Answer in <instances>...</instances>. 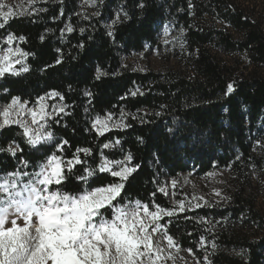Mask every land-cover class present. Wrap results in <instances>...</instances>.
Instances as JSON below:
<instances>
[{"label": "trees", "instance_id": "trees-1", "mask_svg": "<svg viewBox=\"0 0 264 264\" xmlns=\"http://www.w3.org/2000/svg\"><path fill=\"white\" fill-rule=\"evenodd\" d=\"M83 1L40 2L35 11L0 29V48L11 33L26 38L14 45L29 54L27 72L0 78V107L13 97L33 105L56 91L63 99L53 97L49 103L65 109L48 118L46 129L54 139L44 147L28 145L19 125L0 130V147L15 141L23 150L15 156L0 152V177L17 170L39 171L45 157L56 153L71 158L77 148L92 150L87 158L92 168L100 163L101 152L110 160L131 153L132 165L139 168L125 184L120 203L140 201L154 210V204L178 208L160 189L187 173L201 177L228 169L240 179L264 169V77L238 72L239 66L226 58L245 53L251 64L264 68V30L255 20L233 0H94L95 7L86 14ZM166 25L181 35L179 59L185 72L139 71L125 63V57L159 49ZM98 68L105 73L99 79ZM230 83L235 91L225 95ZM121 112L128 127L102 136L92 128L96 117L108 113L119 122ZM62 140L69 146L60 153L55 145ZM116 140L120 143L114 147H102ZM74 173L82 175L83 169ZM117 180L97 173L87 186ZM84 187L70 176L63 190L75 194ZM168 219L160 223L178 246L208 264H264V217L242 192L228 206L185 208L171 223ZM246 222L261 233L250 238L226 228Z\"/></svg>", "mask_w": 264, "mask_h": 264}, {"label": "snow or ice", "instance_id": "snow-or-ice-1", "mask_svg": "<svg viewBox=\"0 0 264 264\" xmlns=\"http://www.w3.org/2000/svg\"><path fill=\"white\" fill-rule=\"evenodd\" d=\"M28 3L34 4L35 0H28ZM17 8L21 6L0 0V29L5 28L10 20L26 14L27 9L17 11ZM124 15L127 17V13ZM66 31L70 33L73 28L68 26ZM25 39L11 33L7 35L9 47L0 50V78L29 70L26 65L16 68L29 54L19 47H11L14 41ZM57 63L60 61L57 60ZM102 75L105 73L98 68L96 78ZM234 91L235 87L230 83L225 95ZM138 92L139 89L131 95L135 96ZM53 97L63 99L59 92L47 93L38 99L37 108H28L26 101L13 97L9 104L0 108V130L19 125L28 145L44 147L54 139L53 133L46 130L48 117L53 113L47 111L48 105L44 103L46 98ZM52 107L56 114L65 110L64 106ZM24 115H31V124H39L40 131L22 119ZM120 115L122 119L119 122L113 121L112 113L98 116L92 128L102 136L112 128L128 127L123 123L125 114L121 112ZM119 143L116 140L102 147L108 149ZM66 146H69L67 140L55 145L60 153ZM22 151L15 141L7 148L0 147V152L12 156ZM91 155L90 148H77L71 158L52 153L38 166L39 171L17 170L0 177V264H165L172 257L171 249H178L179 246L168 233L166 224L160 221L168 217L167 223H171V217L185 211L184 202L180 201L178 208L169 209L154 204V210L140 201L129 200L121 204L125 184L139 165H132L131 153L122 160H110L101 152L100 163L92 168L87 164ZM21 163L25 168L29 166L28 161ZM80 169H83V174L76 175L74 170L78 172ZM97 173H107L118 180L99 187H88L89 179ZM70 176L86 187L75 194L64 191L63 186ZM160 191L165 190L161 188ZM195 207H200V204ZM201 241L203 247L204 237Z\"/></svg>", "mask_w": 264, "mask_h": 264}, {"label": "rangeland", "instance_id": "rangeland-1", "mask_svg": "<svg viewBox=\"0 0 264 264\" xmlns=\"http://www.w3.org/2000/svg\"><path fill=\"white\" fill-rule=\"evenodd\" d=\"M43 1L46 0H35L34 4H29L28 0H5L8 4L20 5L21 8L27 9L26 14L31 13L36 5ZM233 1L264 30V0ZM94 7V0H84L82 2L84 14L92 12ZM21 8H17L16 10L19 11ZM109 27H112V24H109ZM227 28L229 29V27ZM232 34L236 39L240 38L241 35L239 32L233 30ZM180 46V33L172 31L170 27L166 25L163 29L161 47L159 49L147 48L142 53L134 54L131 57H125L124 61L133 69L139 71L155 70L163 72L173 69L185 72L186 65L179 59ZM7 47H9V45L6 42V46L0 48V50L6 49ZM11 47L15 48L16 46L13 43ZM17 58L20 59V57ZM226 58L239 66L238 72L244 71L245 74L253 72L264 77V68L251 64L245 53H237L233 56H226ZM22 66H25V57L22 58L21 64L16 65V68L19 69ZM51 99L52 98H46L44 103L48 105L47 111L54 115L55 111L52 107L53 104L49 103ZM27 106L28 108H37L38 104L29 105L27 103ZM22 119L27 120L33 129L40 131L39 124H31V115H24ZM113 121L115 120L113 119ZM41 123H43V121ZM164 190L173 205L179 207V202L183 201L185 208L188 209L197 208L195 207L197 203L200 204V207L209 206L222 208L232 204L234 195L242 192L245 196L251 198L255 209L264 217V169L253 170L249 178L240 179L228 169L215 170L207 176L201 177L194 176L192 173H187L183 175L182 180L175 183V185L168 183ZM217 193H219V195H217ZM213 228L221 230L219 226L214 225ZM226 228L236 234L245 235L250 238H254L261 233L256 227H251L249 222L229 225ZM164 243L166 244V241ZM171 251L172 257L168 259L165 264H208L206 261L198 259L190 252L180 247L178 249L173 248Z\"/></svg>", "mask_w": 264, "mask_h": 264}]
</instances>
